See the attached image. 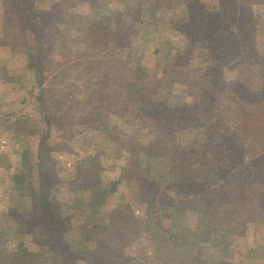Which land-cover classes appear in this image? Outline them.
Masks as SVG:
<instances>
[{
    "label": "trees",
    "instance_id": "1",
    "mask_svg": "<svg viewBox=\"0 0 264 264\" xmlns=\"http://www.w3.org/2000/svg\"><path fill=\"white\" fill-rule=\"evenodd\" d=\"M2 1L30 78L28 86L15 75L6 80L26 89L20 105L29 112L27 130L15 128L11 139L19 163L8 177L18 186L5 192L10 208L0 212V264H148L129 257L127 247L155 239L159 264H233L250 224L264 222V52L236 30H252L254 5L264 0H217L210 7L202 0H134L136 8L110 9L86 23L85 57L71 74L54 55L57 44L74 32L79 3L100 10L101 0ZM150 3L187 8L186 18L174 21L187 31V44L169 48L163 74L191 81V101L168 94L162 76L132 62V48L149 34ZM152 48L160 54L159 44ZM197 52L203 66L187 78ZM188 130L200 137L184 147L178 134ZM84 138L102 139L113 157L118 149L131 163L127 175L104 182L105 151L78 159L71 192L88 210L52 192L61 183L53 153ZM152 160L169 162V178L150 167ZM120 185L143 203V217L126 202L112 209L107 224L89 226L86 211L99 213ZM179 210L194 214L206 231L187 228Z\"/></svg>",
    "mask_w": 264,
    "mask_h": 264
},
{
    "label": "rangeland",
    "instance_id": "2",
    "mask_svg": "<svg viewBox=\"0 0 264 264\" xmlns=\"http://www.w3.org/2000/svg\"><path fill=\"white\" fill-rule=\"evenodd\" d=\"M101 2L103 6L100 10L92 9L91 4L85 6L82 2L79 3L76 9H74L78 16L77 21L74 23V32L68 29L67 39L64 41L65 43L57 44L60 46H57L56 54L54 55L60 62H64V66L69 69L70 74L78 69V62L82 61L85 57L83 52L85 51L88 42L84 44L82 40L86 36V23L98 19L97 17L100 15L106 16L105 13L108 14L111 12L109 10H113V8H116V10H123L126 7L136 8L134 0H101ZM202 2L209 7L217 5V0H202ZM186 9L187 8L184 5L166 9L163 7H156L153 3H150L146 8V11L152 14V21L150 22L151 24L148 29L149 34L142 37L136 46L132 48L131 56L132 62H140L144 64L148 70L155 72L164 78L161 86L164 87L163 90H165V92L178 96L181 99L191 101L194 92L191 81L180 79L174 81L173 77L168 75L164 76L163 74V69L166 67L169 57L172 54V51H169V48L171 46L183 47L187 44V31L184 27H182L184 29L181 28V22L176 21V23H174L175 20L186 18ZM4 11H6L5 3L0 0V38L3 39L2 44L0 43V134L2 146L4 143V147L7 149L11 148L12 152L14 149L13 144L16 139H11L17 137L15 136L16 133L14 130L15 128L24 130L28 127L25 116L26 113L29 112V109L28 107L21 109L20 105L23 96L26 95V89L20 88L19 84L9 81L6 82V80L10 75H15L18 78H24V85L28 86L30 71L26 69V64L23 63L26 51L16 41H13L16 36L14 28L10 19L4 14ZM253 12L255 23L251 28L252 30L242 31L239 28L236 30L238 31L240 38H243L241 33H245L246 35H244L247 37V40L251 39L250 42L255 40L259 50L264 52V4L254 5ZM158 44L160 54L156 55L153 53L154 56L152 52L155 48L152 47ZM203 60L204 56L197 52L195 58L192 60L191 71L188 72L187 78L194 77L195 74L193 72H195L196 69L198 71L199 68L203 66ZM199 79L213 81L212 79H209V77L206 79L205 76H202V78L200 77ZM29 108L31 109V107ZM125 122L128 124L129 120H126ZM150 137H152L151 134ZM199 137L200 131L196 130L181 131L178 134V138L184 147L190 146L194 140ZM92 142L93 143L91 144L90 138H84L83 140L76 142L74 146H71L69 151H64L63 153L54 152L51 162V167L55 170L58 178L61 180V183L57 184L52 189L53 194L64 202H72L77 208H81L82 206V208H86V210H88V207L83 206L85 199L82 197L79 198L71 192L72 183L70 180L73 178V173L75 172L73 170L76 167L78 159L88 152L98 151L103 153L105 151L106 156H103L102 158L106 170L103 171L104 182H107V179L119 178L122 174H124L123 176L127 175L128 171H130L131 164L128 162L129 159L127 156L123 157V153H120L118 149L115 150L116 157L118 156V158L113 157L115 155L112 156L110 154L111 152L108 151V145L103 143L102 139L96 138ZM5 156L6 155H2L0 157V165L2 164L7 167L10 164H15L17 166L19 163L14 158V155L13 158H11V156ZM139 160L147 161L145 157H142ZM149 164L154 171L160 170L165 177L169 178V162L167 163L165 160H152ZM5 183L6 185L1 186L2 188L0 189V212H3L5 208L6 210L10 208L6 205L7 202L9 203L8 198L10 197L7 194L13 189V185L18 186L13 184V182L11 185L10 179H7ZM1 184L2 183L0 182V185ZM6 191L7 194H5ZM131 192V187L120 185L118 192L110 196L107 203L100 208L101 210L99 213L92 214L91 212L89 213V211H86L84 218L88 220L89 226L94 222L107 224L112 209L117 205L126 202L132 205L133 209H135L136 215L143 217L145 207L143 203L134 200ZM174 194L175 193L170 194V198L175 196ZM178 215L184 216L183 219L187 222L185 223L187 228L200 229L203 232L206 231L204 227L198 226L197 218L194 214L185 216L184 210L182 212L179 210ZM80 237L81 235H79L78 238L76 236V240H81ZM30 242V238H27L26 243L30 248L34 249L35 246L30 244ZM155 242H157L156 239L154 242L150 241L148 243H141L140 247L137 245H130L127 247V255L129 257H143V260L141 258L139 260L148 264H159V258L162 256V246L159 245L160 243L157 244ZM141 247L143 248L141 249ZM235 251V255L232 259L233 264H264V222L262 220L257 219L250 224L248 234L245 238L239 239ZM216 254L217 253L212 251L210 257L217 258Z\"/></svg>",
    "mask_w": 264,
    "mask_h": 264
},
{
    "label": "crops",
    "instance_id": "3",
    "mask_svg": "<svg viewBox=\"0 0 264 264\" xmlns=\"http://www.w3.org/2000/svg\"><path fill=\"white\" fill-rule=\"evenodd\" d=\"M0 145H1L0 146V157L2 155H6L5 157H10L11 156V158H13L14 154L11 153L12 149L11 148H9V149L5 148L4 147V145H5L4 143H3V146H2L1 136H0ZM10 154H12V155H10ZM16 167L17 166L15 164H10L7 167L3 166L2 164L0 165V182L2 183L0 185V189L2 188L1 186L6 185L5 181L7 179H10V177H8V176H10L13 173V171L16 169ZM9 170H10V172H9ZM9 225H10V227H13V223H10ZM0 231H1V229H0ZM6 245H7V247H9V245H15V241H11V242L8 241L6 243Z\"/></svg>",
    "mask_w": 264,
    "mask_h": 264
}]
</instances>
